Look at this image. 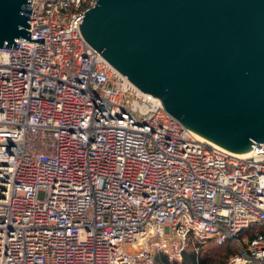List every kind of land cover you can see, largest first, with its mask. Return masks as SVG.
<instances>
[{
	"label": "built area",
	"instance_id": "2783aa9c",
	"mask_svg": "<svg viewBox=\"0 0 264 264\" xmlns=\"http://www.w3.org/2000/svg\"><path fill=\"white\" fill-rule=\"evenodd\" d=\"M93 4L31 0L44 42L0 46V264H154L244 236L227 264H264V142L197 138L84 39Z\"/></svg>",
	"mask_w": 264,
	"mask_h": 264
},
{
	"label": "water",
	"instance_id": "95a60500",
	"mask_svg": "<svg viewBox=\"0 0 264 264\" xmlns=\"http://www.w3.org/2000/svg\"><path fill=\"white\" fill-rule=\"evenodd\" d=\"M31 0H0V46L30 38ZM84 39L183 126L242 153L264 142V0H94Z\"/></svg>",
	"mask_w": 264,
	"mask_h": 264
},
{
	"label": "trees",
	"instance_id": "16d2710c",
	"mask_svg": "<svg viewBox=\"0 0 264 264\" xmlns=\"http://www.w3.org/2000/svg\"><path fill=\"white\" fill-rule=\"evenodd\" d=\"M254 227L249 228L245 233L251 234L254 231ZM223 244H214L210 249H201L199 252H195L191 241L189 240L182 254L180 261L169 260L165 254L159 253L155 256L154 264H227L228 258L232 255L230 250H225L223 253L220 249Z\"/></svg>",
	"mask_w": 264,
	"mask_h": 264
},
{
	"label": "rangeland",
	"instance_id": "374dc122",
	"mask_svg": "<svg viewBox=\"0 0 264 264\" xmlns=\"http://www.w3.org/2000/svg\"><path fill=\"white\" fill-rule=\"evenodd\" d=\"M245 238L246 237L244 236V237H240L237 240H232V241L224 243L222 245L221 249H220V252L223 253L227 249L230 250L231 251L230 253H232V254L237 252L241 248L245 247ZM213 245H214V243L210 241V242H207V244L204 245L203 248L210 249L211 247H216V246H213ZM216 248H218V247H216Z\"/></svg>",
	"mask_w": 264,
	"mask_h": 264
},
{
	"label": "bare ground",
	"instance_id": "6f19581e",
	"mask_svg": "<svg viewBox=\"0 0 264 264\" xmlns=\"http://www.w3.org/2000/svg\"><path fill=\"white\" fill-rule=\"evenodd\" d=\"M194 134L196 135L197 138L205 139L204 137L200 136V135L197 134L196 132H194ZM205 140H206V139H205ZM207 141H209V140L207 139ZM209 142H210V141H209ZM245 152H247V151H245ZM245 152H242V153H245Z\"/></svg>",
	"mask_w": 264,
	"mask_h": 264
}]
</instances>
